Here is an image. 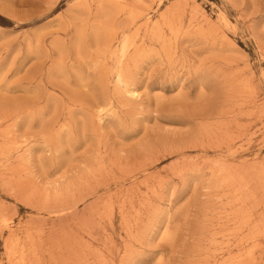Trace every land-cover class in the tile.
Returning <instances> with one entry per match:
<instances>
[{
    "label": "rangeland",
    "instance_id": "obj_1",
    "mask_svg": "<svg viewBox=\"0 0 264 264\" xmlns=\"http://www.w3.org/2000/svg\"><path fill=\"white\" fill-rule=\"evenodd\" d=\"M8 243L264 264V0H0V264Z\"/></svg>",
    "mask_w": 264,
    "mask_h": 264
},
{
    "label": "bare ground",
    "instance_id": "obj_2",
    "mask_svg": "<svg viewBox=\"0 0 264 264\" xmlns=\"http://www.w3.org/2000/svg\"><path fill=\"white\" fill-rule=\"evenodd\" d=\"M130 14V13H129ZM131 17V16H130ZM221 20L223 21V23H226V24H228V19H227V17L225 16V15H221ZM150 21V20H149ZM151 22V21H150ZM203 27V26H202ZM115 34V33H114ZM110 38V37H109ZM101 39V38H100ZM115 39V38H114ZM130 39H128L127 37H125V39H124V41H123V45H122V49H121V53H120V66H122V65H124L125 64V62H126V60L129 58V55H130V51H131V49L133 48V44L129 41ZM114 44V43H113ZM118 47V46H117ZM118 49V48H117ZM105 53L107 54V51H105ZM106 54H105V56H106ZM112 55V54H111ZM108 56V55H107ZM106 56V57H107ZM118 56V55H117ZM112 58H113V56H112ZM117 59V58H116ZM106 65H107V63H106ZM105 65V66H106ZM109 68V67H108ZM126 84V82H125V71H124V69L123 70H119V72L117 73V85L118 86H123V85H125ZM116 85V86H117ZM74 206V205H73ZM75 208V207H74ZM108 210V209H107ZM5 220V219H4ZM2 223V222H1ZM2 224H4V223H2ZM6 225H8V224H6ZM30 231V230H29ZM38 231V230H37ZM40 231V230H39ZM14 234H16L15 232H13ZM12 233V234H13ZM43 233V232H42ZM14 236V235H13ZM16 236V235H15ZM14 238V237H13ZM17 240H19V239H17ZM33 240H35L34 238H33ZM16 241V240H15ZM13 243V242H12ZM38 243V242H37ZM8 244H10V243H8ZM42 244V243H41ZM250 244V243H249ZM6 245H7V243H6ZM11 244L9 245V248H8V250L7 251H9L10 252V254L12 255V256H14L15 257V261H16V263L15 264H26V262H27V264L29 263L27 260L29 259V256L27 255V253L25 252V251H23L22 249V247H21V249L20 250H22V251H17L16 250V247L18 246V244H17V246L15 245H12L11 247ZM31 246V245H30ZM41 246H43V245H41ZM40 246V247H41ZM258 247V246H257ZM19 248V247H18ZM32 248V247H31ZM34 248V247H33ZM254 248V247H253ZM37 250V249H36ZM33 251V250H32ZM6 252V251H5ZM8 252V253H9ZM35 253V252H34ZM221 253V252H220ZM248 253V252H247ZM9 254V255H10ZM8 255V256H9ZM12 256H11V258H12ZM32 256V255H31ZM34 257V256H33ZM35 257H36V255H35ZM238 258V257H237ZM248 259V258H247ZM250 261V260H249ZM217 264V263H216Z\"/></svg>",
    "mask_w": 264,
    "mask_h": 264
}]
</instances>
